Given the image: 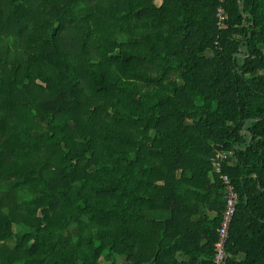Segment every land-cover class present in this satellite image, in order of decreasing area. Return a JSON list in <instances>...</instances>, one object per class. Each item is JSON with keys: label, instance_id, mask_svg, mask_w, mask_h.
<instances>
[{"label": "trees", "instance_id": "1", "mask_svg": "<svg viewBox=\"0 0 264 264\" xmlns=\"http://www.w3.org/2000/svg\"><path fill=\"white\" fill-rule=\"evenodd\" d=\"M220 175L264 264V0H0V264H213Z\"/></svg>", "mask_w": 264, "mask_h": 264}, {"label": "built area", "instance_id": "2", "mask_svg": "<svg viewBox=\"0 0 264 264\" xmlns=\"http://www.w3.org/2000/svg\"><path fill=\"white\" fill-rule=\"evenodd\" d=\"M223 2L224 0H219ZM217 25L222 26L225 19V13L222 6H218L216 10ZM215 171L220 172V163L216 162ZM222 183L225 189V208L222 212L221 222L217 228V239L214 242L213 249V264H224L225 259V244L228 239L229 228L232 218L235 213L236 203H237V193L235 187L230 181V178L226 175H220Z\"/></svg>", "mask_w": 264, "mask_h": 264}, {"label": "rangeland", "instance_id": "3", "mask_svg": "<svg viewBox=\"0 0 264 264\" xmlns=\"http://www.w3.org/2000/svg\"><path fill=\"white\" fill-rule=\"evenodd\" d=\"M16 229L19 231V230H20V226H16ZM101 260H102V264H109L108 261H106V260H104V259H101ZM117 260H119V261L121 262L120 259H117Z\"/></svg>", "mask_w": 264, "mask_h": 264}, {"label": "crops", "instance_id": "4", "mask_svg": "<svg viewBox=\"0 0 264 264\" xmlns=\"http://www.w3.org/2000/svg\"><path fill=\"white\" fill-rule=\"evenodd\" d=\"M204 241H205V239H203V240L201 241V244H204Z\"/></svg>", "mask_w": 264, "mask_h": 264}]
</instances>
